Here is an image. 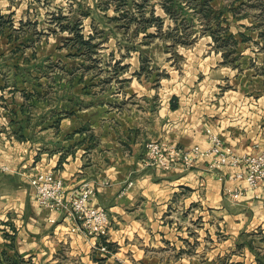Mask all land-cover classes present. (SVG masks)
I'll use <instances>...</instances> for the list:
<instances>
[{"label":"crops","instance_id":"0c3cea01","mask_svg":"<svg viewBox=\"0 0 264 264\" xmlns=\"http://www.w3.org/2000/svg\"><path fill=\"white\" fill-rule=\"evenodd\" d=\"M4 3L0 0V14ZM246 4L260 10L253 1ZM256 31V38L233 36L232 48L210 35L216 51L201 59L204 69L192 71L210 76L220 69L234 90L226 89L224 97L215 92L222 87L210 81L154 96L142 92L140 118H114L115 124L111 117H95L55 136L43 130L46 140L39 144L22 140L11 125L17 120L0 110V165L10 168L0 173V264H262L256 243L244 239L264 236V186L238 201L225 191L247 188L245 181L230 179L244 168L211 173L205 161L190 170L180 163L171 170L146 164L150 142L206 149L213 132L237 155L264 150V98L233 86L239 64L232 53L238 59L248 42L264 52L263 31ZM39 173L61 178L70 197L84 184L95 188L89 206L107 210L108 237L87 238L73 231L78 223L73 215L42 208L30 183ZM105 240L110 254L100 251Z\"/></svg>","mask_w":264,"mask_h":264},{"label":"rangeland","instance_id":"374dc122","mask_svg":"<svg viewBox=\"0 0 264 264\" xmlns=\"http://www.w3.org/2000/svg\"><path fill=\"white\" fill-rule=\"evenodd\" d=\"M4 2L0 110L17 120L11 125L22 140L31 138L36 144L46 140L41 138L43 130L55 136L95 117H111L115 124L114 118H140L142 92L154 96L210 81L222 87L215 92L224 97L226 89L232 90L231 80L220 69L210 76L192 74L204 69L201 59L216 51L210 45L211 33L232 48L230 35L239 39L243 32L256 38L257 29L264 31V14L246 4L252 0H213V12L205 11L201 0ZM248 44L240 46L244 54L238 59L232 53L239 64L233 86L243 88L240 92L247 96L254 90L264 98V52ZM249 237L244 243L255 242L264 260V236Z\"/></svg>","mask_w":264,"mask_h":264},{"label":"built area","instance_id":"2783aa9c","mask_svg":"<svg viewBox=\"0 0 264 264\" xmlns=\"http://www.w3.org/2000/svg\"><path fill=\"white\" fill-rule=\"evenodd\" d=\"M210 146L202 149L200 146L190 148L169 144L162 141L150 142L146 146L148 166L171 170L180 163L187 169H194L201 161L207 164L211 173H222L227 168H244V172L231 177L234 181H245L247 188H227L225 191L234 201H238L249 190L264 186V150L254 156L237 155L231 149L225 148L222 139L216 134L208 138ZM10 168L0 165V173H8ZM35 189L38 204L51 212H64L74 216L78 222L73 228L87 238L106 239L110 230V218L106 209L90 207L89 203L96 196V190L89 184H84L70 197L63 180L53 173H39L30 178ZM106 242L101 244L100 251L111 253Z\"/></svg>","mask_w":264,"mask_h":264},{"label":"trees","instance_id":"16d2710c","mask_svg":"<svg viewBox=\"0 0 264 264\" xmlns=\"http://www.w3.org/2000/svg\"><path fill=\"white\" fill-rule=\"evenodd\" d=\"M202 1V4L205 6V11H207V12H213V7L211 6V2L213 1V0H201ZM253 2H254V5H256L259 9H260V15L262 14H264V0H252ZM167 12H169V10L167 9L166 10ZM233 12H235L236 13V11L234 10ZM206 15L208 16V14L206 13ZM236 16V15H235ZM261 17V16H260ZM264 27V26H263ZM211 36L214 38V40L216 41V42H221V47L222 46H224V44H226V42H222V40H218V38L216 37V32H212L211 33ZM233 36L232 35H230L228 38H227V40H229L230 38H232ZM260 37L262 38V40L264 41V31L263 32H261V34H260Z\"/></svg>","mask_w":264,"mask_h":264}]
</instances>
